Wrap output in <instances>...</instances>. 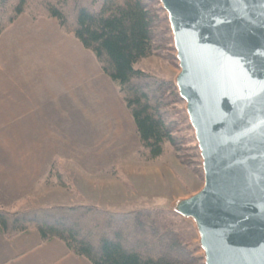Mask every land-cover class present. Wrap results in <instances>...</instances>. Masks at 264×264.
Returning a JSON list of instances; mask_svg holds the SVG:
<instances>
[{"label":"water","instance_id":"obj_1","mask_svg":"<svg viewBox=\"0 0 264 264\" xmlns=\"http://www.w3.org/2000/svg\"><path fill=\"white\" fill-rule=\"evenodd\" d=\"M204 185L170 209L205 264H264V0H159Z\"/></svg>","mask_w":264,"mask_h":264},{"label":"trees","instance_id":"obj_2","mask_svg":"<svg viewBox=\"0 0 264 264\" xmlns=\"http://www.w3.org/2000/svg\"><path fill=\"white\" fill-rule=\"evenodd\" d=\"M24 13L57 19L64 32L94 52L103 72L118 84L148 158L161 156L167 141L180 150L170 109L171 95L179 96L174 82L135 68L155 51L160 26L168 19L159 0H0V35ZM164 213L90 204L0 209V228L8 238L35 228L43 240L58 238L92 264H199L203 258L168 226Z\"/></svg>","mask_w":264,"mask_h":264},{"label":"rangeland","instance_id":"obj_3","mask_svg":"<svg viewBox=\"0 0 264 264\" xmlns=\"http://www.w3.org/2000/svg\"><path fill=\"white\" fill-rule=\"evenodd\" d=\"M96 7L100 8V3ZM160 28L159 37L155 40V51L152 55L137 62L135 68L152 76L174 82L180 68L175 58L176 51L173 48L172 32L169 29L168 19ZM89 53L96 59L94 52L89 51ZM100 72L103 77H97L95 88L90 91L92 95L90 100H86L84 105L81 103V111L84 113L80 114L78 120L74 121L71 116V118H68L65 115L53 113L48 115V121L43 125L44 128L31 132L33 142L35 141L41 145L40 151L37 153L42 150L41 153H45L48 157H59L60 160L49 164L43 170V178L37 179L38 184L32 187L28 186L29 188H25L21 184V182H24L23 177H18L23 175L26 170H30L27 169V164H3L8 167L7 171H12L7 179L9 181L13 180L15 177L13 171L14 173L17 172L16 184L26 191L21 188L23 192H17L13 181L4 183L6 179H1L0 209L19 212L52 205H69L61 203L66 202L70 197L64 195V193L62 194V192L67 190L74 193L77 189L76 181L80 184H87L107 180V182H111V186L117 182L123 185L120 186V197L117 198L118 196L111 191L110 194L114 201L110 200L111 198L109 200L118 202L117 198L121 199V202L127 201L124 206L122 204L126 208L117 211H131L136 208H157L165 211L163 220L171 229L180 234L184 243L195 252L196 257L203 258L199 264H205L204 252L199 246V234L195 222L192 219L178 215L170 209V206L176 200L191 196L204 185L202 160L194 130L189 123L185 110L184 100L180 99V96L171 95L170 97L172 101L170 106L171 117L178 123V131L175 134L180 138V143L177 145L180 150L177 151L176 147L167 141L162 155L150 159L141 151V143L136 131L135 137L131 134L132 131H127L125 139L114 140L116 137H114V134L119 131L118 125L117 128L116 126L112 128L108 140L107 135H104L107 134V112L111 113L117 108L119 112L122 109L129 114V110L126 109L127 107L119 94L118 84L101 69ZM50 89L49 93L56 95V98L50 101L63 102V97H60L61 92L67 89L62 91H60V88L53 89L51 87ZM116 100L120 102L121 108L120 105L116 104ZM85 107L89 111H83ZM129 116L134 124L132 115L129 114ZM125 125L129 126L126 121ZM7 132V130L0 132L1 155H12V152H5L8 142ZM58 136L63 139L54 138ZM26 138L28 137L21 138L17 136L16 141L23 142ZM23 146L16 148L17 157L22 156L24 153ZM35 150L32 149L33 152ZM76 157L81 158L78 160ZM82 157L83 161H80ZM59 174L62 175V178ZM74 176L78 178L75 180ZM87 176H94L95 178ZM109 195H107V198ZM94 196L103 197L100 194ZM75 197L79 199L78 195ZM56 199L60 200V203L52 204L55 203ZM99 202L100 205L104 204L101 201Z\"/></svg>","mask_w":264,"mask_h":264},{"label":"crops","instance_id":"obj_4","mask_svg":"<svg viewBox=\"0 0 264 264\" xmlns=\"http://www.w3.org/2000/svg\"><path fill=\"white\" fill-rule=\"evenodd\" d=\"M89 51L91 50L86 49L74 34L64 32L55 18L33 19L28 14H22L0 35V132L8 131L5 152H12V155L0 154V180L6 179L4 183L13 181L15 191L23 192L21 190L23 187L16 184L17 172L13 171L15 175L13 180L7 179L12 171H7L6 164H27V169L30 170H26L18 177H23L24 182L21 184L27 188L38 184L37 179L43 178V170L49 164L60 161L59 157H48L41 153L42 150L37 153L41 145L33 142L31 132L44 128L43 125L48 121L50 114L65 115L76 121L80 114L84 113L81 111V103L84 105L86 100H90L92 97L90 91L94 90L97 77H103L97 59L93 58ZM51 87L60 88V91L67 89L61 92L63 102L50 101L56 98V95L49 93ZM116 104L122 107L118 100ZM84 110L89 111L87 107ZM129 114L131 115L130 112ZM129 114L122 109L119 112L117 108L111 113L107 112V134H104L107 135V140L112 128L115 126L117 128L118 125L119 131L114 134V137L116 136L114 140L125 139L127 131H132L131 134L135 137V131L137 132L135 121L134 124L131 122ZM125 121L129 126L125 125ZM17 136L28 138L23 142H17ZM54 138L63 139L61 136ZM21 146L24 147V153L17 157L16 148ZM33 148L36 149V153L32 151ZM76 158L79 160L81 157ZM80 161H83V157ZM77 178L74 176L75 180ZM79 184L76 181L77 189L74 193L63 190L62 194L70 197L61 203L93 204L113 211L126 208L123 206L127 201L121 202V199H117L121 194L120 186L123 185L116 182L111 186V182L107 180ZM23 190L26 191L24 188ZM111 191L118 196L116 198L118 202L110 201H114ZM96 194L103 197L98 198L94 196ZM76 195L79 199L75 197ZM59 201L56 199L52 204H58ZM99 201L105 205H100ZM0 264L92 263L84 257L73 255L67 245L58 238L43 240L41 233L35 228L11 238H8L0 228Z\"/></svg>","mask_w":264,"mask_h":264}]
</instances>
